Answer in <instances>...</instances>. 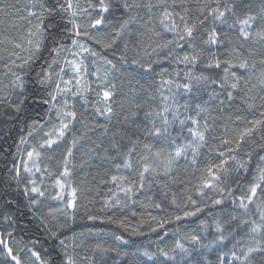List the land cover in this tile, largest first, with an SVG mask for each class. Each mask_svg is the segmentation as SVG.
<instances>
[{
    "label": "snow or ice",
    "instance_id": "6c2138e0",
    "mask_svg": "<svg viewBox=\"0 0 264 264\" xmlns=\"http://www.w3.org/2000/svg\"><path fill=\"white\" fill-rule=\"evenodd\" d=\"M3 11L4 9L0 8V12ZM21 19L27 25L25 36L21 37L19 42L8 41L5 38V41L0 43L12 44L9 55L23 61L22 64L17 65L16 60H12V65L22 69L40 52L44 41L51 39L53 47L50 51L55 58L47 65V69L42 71L37 82L50 88L47 91L48 99H45L43 103L54 102L52 109L58 123L52 126L50 132L45 133L46 138L38 146H33L31 151L26 152L27 160L32 162V167H29L26 162L22 166L14 165L13 170L18 183L21 169L28 173H32L33 168L36 172L41 171L39 160L43 153L40 149L52 148L69 134L70 125L77 120V112L73 110V105L65 97L83 96L84 91L88 90L81 83L83 80L81 73L87 71V65L81 58V54L89 53L94 57L98 56V53L87 47L85 43H81L83 38L100 44L105 36L111 37L112 43L105 44V47L110 48L117 38L131 35L133 26L139 24L141 30L138 35L145 37L146 40L154 41V43H148L147 47L151 48L152 52L166 49L164 59L174 61L178 67V70L172 73H167V69L157 73L160 76L156 89L160 95V106L144 114L147 121L144 131L148 137L162 141L160 146L143 143L142 149L138 152L134 145L123 151L118 143L112 145L120 156V163L115 165L117 171L123 168L130 172L134 171L138 176L137 184L130 183L127 176L113 175L111 177L112 182L119 183L120 191L129 198L133 188H144L145 180L149 176L153 182L158 183L160 178H171V182L175 183L176 178L172 175L175 166L181 159L186 160L189 155L192 156L194 165L200 149L207 143L206 137L210 131L207 118L208 107L205 106L207 102L192 105L185 100L181 103L177 99L178 96L187 94L194 97L196 93L211 88L209 99L218 100L219 104L223 105L225 100H235L243 93V103L252 109L255 107L253 101L256 97L249 96L248 93L252 92L257 85L260 86L261 91H264V0H33L30 8H26V15H22ZM165 34H170L171 39H166ZM64 39H69L73 48L77 50L73 51L72 48L66 47L63 43ZM186 48L187 51H185ZM17 50L28 52L29 55L27 58L21 57ZM62 52H67L73 57L71 60L63 59V64L70 66L75 84L73 79L65 80L62 76L65 72V67L61 66ZM145 54L150 55L147 49ZM257 56L261 58L257 60ZM134 62L139 63V61ZM107 63L111 64V61ZM153 63H159V61L149 62L147 67L140 64V67L151 73ZM54 65L59 67L58 72H53ZM112 66L115 67V65ZM9 71L15 77L16 87L23 90L25 87L23 77L11 71V68ZM166 74L167 79L164 78ZM101 83L105 84V90L96 93V103L101 106L95 107V112L111 120L115 114L111 101L115 95L116 85L109 84L106 78ZM221 96L224 99H220ZM57 97L60 98V102H56ZM260 99L264 101V96ZM0 103L9 102L4 99L0 100ZM21 103L22 101L11 106L20 112ZM85 103H87L86 99ZM136 107L139 108L140 105ZM261 107H264V103ZM136 114L133 113V115ZM235 120L243 122L245 126L238 130L233 139L220 141L228 155L220 151L219 156L224 159L205 168L197 191L203 197L204 190L210 189L219 197L215 199L209 197L212 204L223 205L225 200H228L243 210V214L249 217L242 223L250 228V234H248L250 242L237 250V245L241 241L237 240L229 229L232 227L231 222L240 221V217L230 213L227 219L214 221L216 235L207 243H204L199 235L185 233L183 239L195 247H185L184 243L177 240L170 251H165L163 248H158L157 253L145 250L143 255L149 260L158 261L162 256L165 260L160 261V264H165V261H171L173 264H210L202 253L198 260L192 257V253L200 249L211 250L216 245L226 246V241L229 240L234 242L227 252L222 249L218 252L217 264H225V258L229 256L232 264H253L256 254H260L261 259L264 260V155L257 153L258 162L256 163L252 162V152L245 153L246 160H240L236 155L241 146L252 140L258 130L264 132V111L259 113V118L254 117L248 120L237 115ZM137 126L140 127V125ZM173 131L176 132L175 135ZM79 139L74 136L67 148L63 170L59 174L64 179H55V186L59 189L60 195L54 198L62 199L65 189H70L71 199L66 208L73 210L72 215L69 216L71 222H75L76 218L77 189L71 187L70 180L66 184L65 179L71 176L68 157L72 156V149ZM260 140L264 141V135L260 136ZM20 143L26 144L27 141L21 139ZM259 148L264 152V143H261ZM229 161L232 162L231 166ZM233 172L246 173L248 178L241 183L237 175L233 180L235 184L233 187L227 183ZM29 183L31 187H25L26 193H35L39 197L45 195L35 180H30ZM124 183H129V186L124 187ZM161 186L167 188L168 184L164 183ZM162 194L167 195L166 192ZM188 199L194 206L193 210H182V215L175 216L176 221L197 216L203 211V208L195 206L196 200L191 197ZM31 202L38 204L39 200L33 199ZM132 203L136 201L133 200ZM171 203L180 209L181 206L177 203L175 194ZM116 206L127 207L128 205L115 196L111 201H106V207ZM250 206L251 209H255V212L251 211ZM156 207L159 208L160 205L157 204ZM87 218L99 219L92 215ZM3 219L10 221L12 218L5 215ZM153 219L156 218L153 217ZM201 223L206 222L201 221ZM158 224L163 227L164 221H158ZM152 231L155 232L156 229L153 228ZM52 235L55 236L56 233ZM83 235L84 233H81V236ZM257 236L261 239H257ZM115 239L127 243L120 236ZM75 240L76 237H73L69 244L61 240L56 256L48 252L42 256L40 251L34 250V247L28 248L27 245L21 247L15 240L13 231L4 228L0 230V264H93V259L88 256L80 257L76 252L80 245L75 243ZM95 247L102 255L110 250L103 248L100 244Z\"/></svg>",
    "mask_w": 264,
    "mask_h": 264
},
{
    "label": "trees",
    "instance_id": "16d2710c",
    "mask_svg": "<svg viewBox=\"0 0 264 264\" xmlns=\"http://www.w3.org/2000/svg\"><path fill=\"white\" fill-rule=\"evenodd\" d=\"M32 2L33 0H0V8L4 9L0 12V41H5L6 38L8 41L19 42L20 38L25 36L27 25L21 16L26 15V8H30ZM140 30L139 24L134 25L131 35L117 38L110 48L105 47V44L112 43L111 37L108 36H105L100 44L88 41L86 38H77L115 65L116 74L108 82L116 85L115 95L111 101L115 114L111 120L96 114L95 107L101 106L96 103V93L102 92L105 87L100 88L96 84V67L92 58L86 56L87 71L83 74L88 90L83 96L70 95V104L77 112V120L70 125L69 134L52 148L40 149L43 153L39 160L41 171L36 172L33 168V172L28 173L21 169L19 183L15 178L14 165L22 166L26 162L32 167V162L27 160L26 152L31 151L33 146H38L46 138L45 133L50 132L52 126L58 123L52 109L54 102L43 103L48 99L47 91L50 88L37 82L42 71L47 69V65L55 57L50 51L53 47L52 41L46 39L36 57L21 69L12 65V60H16L17 65L23 63L22 60L9 55L12 44L0 43V100L6 99L9 102L0 103V230L8 228L9 231H13L14 238L21 247L24 245L28 248L34 247V250L40 251L42 256L45 252L56 256L61 240L69 244L73 237H76L75 243L80 245L76 252L80 257L88 256L93 259V264H160V261L165 260L164 257L152 261L145 257L143 252L148 250L157 253L158 248L170 251L177 240L184 243L185 247H195L183 239L185 233L199 235L202 241L207 243L216 235L214 221L227 219L230 213L240 217V221L231 222L232 227L229 229L236 239L241 241L237 245V250L250 242L248 235L250 228L242 223L249 217L243 214V210L228 200H225L223 205L212 204L209 197L213 199L219 197L210 189H205V196L202 197L197 191V186L205 168L224 159L219 156V152L224 151L226 156L228 155L220 141L233 139L238 130L245 126L243 122L235 120V116L239 115L251 120L254 117L259 118V113L264 111V107H261L264 101L260 99L264 96V91H261L259 85L248 93L249 96L256 97L253 101L255 107L252 109L243 103V93L235 100H225L223 105H220L218 100L209 99L211 88L196 93L194 97L187 94L177 97L181 103L187 100L192 105L207 102L205 106L208 107L210 131L207 133V143L200 149L196 163L192 164V156L189 155L186 160L181 159L175 166L172 174L176 178L175 183L171 182V178H160L158 183L153 182L149 176L145 180L144 188H133L129 198L120 191L119 183L112 182L113 175H123L128 177L130 183H138V176L134 171L130 172L123 168L117 171L115 168V165L120 163V156L112 147L113 143H118L121 151L134 145L138 152L142 149L143 143H153L157 147L162 143L146 135L144 127L147 121L144 114L160 106V95L156 91L160 76L157 73L165 69L167 73L178 70L174 61L164 59L166 49L152 52V49L147 47L148 43L154 41L139 36ZM165 37L171 39L170 34H165ZM63 43L68 48L72 47L69 39H64ZM145 49L150 55L145 54ZM17 52L24 58L29 55L28 52L19 50ZM260 58L257 56V60ZM157 60L159 63L152 64L151 73L140 67V64L147 67L149 62ZM9 68L23 77L25 81L23 90L16 87L15 77L11 75ZM52 70L54 73L58 72L59 67L54 65ZM64 73L66 80L73 79L68 69ZM53 78L55 79V76ZM164 78H168L167 74ZM73 84H75L74 79ZM220 99L224 97L221 96ZM21 101V111L17 112L11 105ZM136 105L140 107L137 108ZM133 113L137 114L133 115ZM175 134L176 132L173 131V135ZM261 135H264V132L258 130L252 140L244 143L236 154L237 158L246 160L245 153L252 152V162H258L257 153L264 155L259 148V145L264 143L260 140ZM74 136L80 139L72 149V156L68 157L71 176L65 179L66 184L70 180L71 187L77 189L76 218L75 222H71L69 216L72 215L73 210L66 208L71 199L70 189H65L62 199L54 197L60 195L59 189L55 186V179H64L59 174L63 170V160ZM21 139L26 140L27 143L21 144ZM97 145L101 147H96ZM231 163L229 161V166ZM45 172L52 175L51 182L45 181ZM237 175L241 183L248 178L246 173L233 172L227 183L235 187L233 180ZM30 180H35L37 186L44 191L43 197L25 192V187H31ZM164 183L168 184L167 188H162L161 185ZM123 186L128 187L129 183H124ZM164 192L167 195H163ZM173 194L181 206L180 209L171 203ZM114 196L125 201L128 206L106 207V201H111ZM188 197L196 200L195 206L203 208V211L197 216L176 221L175 216L182 215V210H193L194 206ZM33 199H38L39 203H32ZM133 200L136 203H132ZM157 204L160 205L159 208L156 207ZM251 211L255 212V209ZM5 215L12 219L5 221L3 219ZM89 215L97 216L99 219L90 220L87 218ZM158 221H164L163 227L159 226ZM201 221L206 223L202 224ZM153 228L156 229L155 232L152 231ZM52 233L56 235L53 236ZM81 233L84 235L81 236ZM117 236L122 237L127 243L115 239ZM257 239L261 237L257 236ZM233 242L229 240L226 241V246L216 245L211 250L194 251L192 257L198 260L202 253L210 264H217L218 252L221 249L227 252ZM97 244L110 250L102 255L95 247ZM165 264H173V262L165 261ZM225 264H232L230 256L225 258ZM253 264H264L260 254L255 255Z\"/></svg>",
    "mask_w": 264,
    "mask_h": 264
},
{
    "label": "rangeland",
    "instance_id": "374dc122",
    "mask_svg": "<svg viewBox=\"0 0 264 264\" xmlns=\"http://www.w3.org/2000/svg\"><path fill=\"white\" fill-rule=\"evenodd\" d=\"M81 43H83V42H81ZM86 46L88 47L87 44H86ZM71 48H72L73 51L77 50V49L73 48V46ZM86 56H90L92 58L93 64L96 67V71H97L96 72V74H97V82H96V84L100 88H104L105 84L101 83V81L105 80V78H106V81L109 82L112 79V77L116 74V68L112 66L113 65L112 63L108 64L107 61H109V60L105 59L104 57H102L100 55L94 57V56H92L89 53H82L81 54V58L84 60V63H85V57ZM60 59H61L62 66L65 67V70L68 69L71 72L72 77H73L74 74L72 73V71L70 69V66H67V65L63 64V59L71 60V59H73V57L71 55H69V53H67V52H62ZM81 75L83 77V80L81 82L82 86L86 89V78H85L83 73H81ZM62 76L65 79V73H62ZM74 81H75V79H74ZM84 93H85V91H84ZM65 98H67L69 100V102H70V95L66 96ZM57 102H60V98L59 97H57ZM44 176H45V179H46L45 181L47 183L52 181L53 177H52V175H50L49 172H47V173L45 172ZM38 182L40 183V180H38ZM49 193L53 194V192H49ZM71 242H72V240H71Z\"/></svg>",
    "mask_w": 264,
    "mask_h": 264
}]
</instances>
